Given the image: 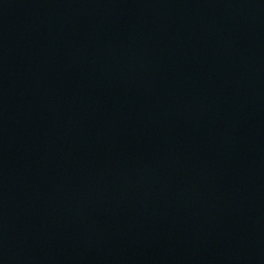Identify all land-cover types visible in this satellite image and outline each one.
Instances as JSON below:
<instances>
[{
	"label": "water",
	"instance_id": "obj_1",
	"mask_svg": "<svg viewBox=\"0 0 264 264\" xmlns=\"http://www.w3.org/2000/svg\"><path fill=\"white\" fill-rule=\"evenodd\" d=\"M0 264H264V0H0Z\"/></svg>",
	"mask_w": 264,
	"mask_h": 264
}]
</instances>
